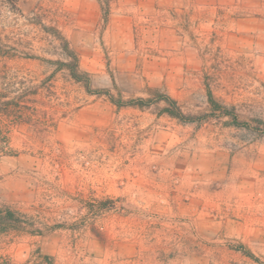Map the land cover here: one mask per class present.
I'll return each mask as SVG.
<instances>
[{
    "label": "rangeland",
    "instance_id": "374dc122",
    "mask_svg": "<svg viewBox=\"0 0 264 264\" xmlns=\"http://www.w3.org/2000/svg\"><path fill=\"white\" fill-rule=\"evenodd\" d=\"M0 95V264H264V0H0Z\"/></svg>",
    "mask_w": 264,
    "mask_h": 264
},
{
    "label": "trees",
    "instance_id": "16d2710c",
    "mask_svg": "<svg viewBox=\"0 0 264 264\" xmlns=\"http://www.w3.org/2000/svg\"><path fill=\"white\" fill-rule=\"evenodd\" d=\"M8 1H16V0H8ZM63 46L70 58L69 61L65 63V66H67L71 75L76 80L79 81L80 75L78 70L77 55L73 51V49L70 48L67 40H63ZM158 99L164 100L166 102V105L164 106V112H166L167 114L185 120L194 119L193 116L188 115L189 117H187V115L182 113L177 106L176 100L172 99L171 97L166 95H159ZM10 104L11 102H9L8 100H4L3 97L0 95V151L3 154H8V152L5 150L8 143L7 135H9L10 133L11 126L17 123L16 118L14 117L13 119L10 120H4V118H6V116H8L10 113V109L8 107V105ZM130 104L144 107L149 105L150 101L139 99L138 101H133ZM23 224H24L23 216L18 212H16L15 210L0 209V233L8 232L15 229L16 230L21 229L23 228Z\"/></svg>",
    "mask_w": 264,
    "mask_h": 264
}]
</instances>
